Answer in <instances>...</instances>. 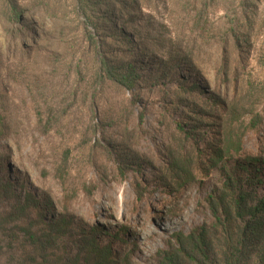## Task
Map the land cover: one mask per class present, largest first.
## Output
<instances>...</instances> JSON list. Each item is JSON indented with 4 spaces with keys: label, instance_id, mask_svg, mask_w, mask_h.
<instances>
[{
    "label": "rangeland",
    "instance_id": "1",
    "mask_svg": "<svg viewBox=\"0 0 264 264\" xmlns=\"http://www.w3.org/2000/svg\"><path fill=\"white\" fill-rule=\"evenodd\" d=\"M238 194L264 199V0H0V264H160L177 233L259 264Z\"/></svg>",
    "mask_w": 264,
    "mask_h": 264
},
{
    "label": "trees",
    "instance_id": "2",
    "mask_svg": "<svg viewBox=\"0 0 264 264\" xmlns=\"http://www.w3.org/2000/svg\"><path fill=\"white\" fill-rule=\"evenodd\" d=\"M12 17L18 19L19 12L13 10ZM245 198L242 194L235 196V199L232 202L234 216L244 219L245 215H249V219H252V233H255L257 228L264 227V199H261L256 205H243ZM214 214H217V209H212ZM259 215V220L257 219ZM250 220H248V223ZM175 243L167 250L157 254V259L160 261V264H181L182 258L190 259L196 262L198 260L199 264L202 262L199 259L206 258L207 256L204 253V238L202 235L189 234L184 236L182 233H177L174 235ZM94 251L98 255L106 254L104 259L99 260L95 264H111L113 262L112 252L110 248L99 247L98 245L94 246ZM198 258V259H197ZM196 260V261H195ZM259 264H264V260L259 262Z\"/></svg>",
    "mask_w": 264,
    "mask_h": 264
}]
</instances>
